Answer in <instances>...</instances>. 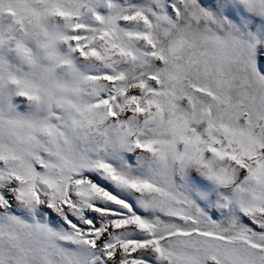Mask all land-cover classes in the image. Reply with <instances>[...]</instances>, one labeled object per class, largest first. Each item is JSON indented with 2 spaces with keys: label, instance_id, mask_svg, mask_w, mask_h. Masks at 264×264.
<instances>
[{
  "label": "snow or ice",
  "instance_id": "snow-or-ice-1",
  "mask_svg": "<svg viewBox=\"0 0 264 264\" xmlns=\"http://www.w3.org/2000/svg\"><path fill=\"white\" fill-rule=\"evenodd\" d=\"M0 264H264V0H0Z\"/></svg>",
  "mask_w": 264,
  "mask_h": 264
}]
</instances>
